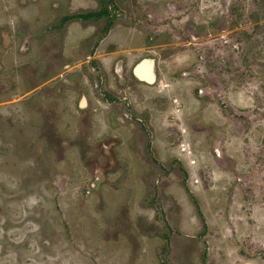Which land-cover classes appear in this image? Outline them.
Instances as JSON below:
<instances>
[{
	"label": "rangeland",
	"instance_id": "obj_1",
	"mask_svg": "<svg viewBox=\"0 0 264 264\" xmlns=\"http://www.w3.org/2000/svg\"><path fill=\"white\" fill-rule=\"evenodd\" d=\"M0 264H264V0H0Z\"/></svg>",
	"mask_w": 264,
	"mask_h": 264
},
{
	"label": "water",
	"instance_id": "obj_2",
	"mask_svg": "<svg viewBox=\"0 0 264 264\" xmlns=\"http://www.w3.org/2000/svg\"><path fill=\"white\" fill-rule=\"evenodd\" d=\"M153 68L154 65L152 60H142L134 67L133 76L140 82L153 84L156 80Z\"/></svg>",
	"mask_w": 264,
	"mask_h": 264
},
{
	"label": "trees",
	"instance_id": "obj_3",
	"mask_svg": "<svg viewBox=\"0 0 264 264\" xmlns=\"http://www.w3.org/2000/svg\"><path fill=\"white\" fill-rule=\"evenodd\" d=\"M100 1H103V0H100ZM107 14V10L106 9H103V10H100L98 11L97 13H89V14H82V15H78L77 19L79 20H82V21H88L90 19H95V18H99L101 16H104ZM109 28V26L106 28V30Z\"/></svg>",
	"mask_w": 264,
	"mask_h": 264
}]
</instances>
